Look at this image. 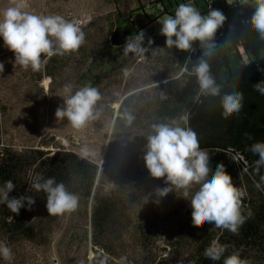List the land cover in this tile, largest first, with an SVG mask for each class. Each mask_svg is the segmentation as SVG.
<instances>
[{
  "label": "trees",
  "instance_id": "1",
  "mask_svg": "<svg viewBox=\"0 0 264 264\" xmlns=\"http://www.w3.org/2000/svg\"><path fill=\"white\" fill-rule=\"evenodd\" d=\"M181 2L188 0H150L152 8L158 6V17L174 15V9ZM192 3L201 14L206 15L213 8L222 10L227 17L213 37L215 48L212 56L206 59L216 82L224 85L222 94L233 91L230 85H235V90L244 93L242 110L224 119L220 97L200 93L196 76L190 74L204 50L198 41L194 42L192 51L183 52L167 48L166 38L160 34V29L144 35L147 44V50L143 52L145 67L149 73L156 70L159 75L150 77L155 81L149 86L134 90L128 88L117 97L119 105L113 127L115 139L102 168L97 161L71 148L56 146L53 151L35 145H25L21 149H14L10 144L0 145V188L11 179L16 187L9 193L10 198L31 196L35 199L30 210L25 200L19 214L0 204V228L4 235L13 239L48 237L49 225L57 216L48 214L46 194L31 188L32 180L43 174L45 178L55 177L58 183L63 182L67 190L76 194L85 206L91 204V240L95 246L116 254L119 249L127 248L126 232L132 231V239L144 249L142 259L128 260L132 264H223L233 252H239L242 259L253 260L254 264L264 260V229L259 225L244 224L239 234L234 235L211 224L194 227L190 201L182 197V191H171L166 196L155 194L161 200V214H152L148 209L134 219L130 211V204L134 202L140 186H167L164 178L151 177L144 164L146 137L151 132V126L171 123L173 119L186 116L188 126L197 132L201 147L210 156V167L215 170L222 162L233 177L234 184L245 193L242 211L252 208L264 212V184L260 189L255 187L260 176L255 174L253 162L258 156L249 151L254 142H264V95L253 86L264 81V34L251 24L254 8L243 9L240 0H192ZM145 7L146 4L142 3L136 10ZM118 15L115 27L105 31L102 43L105 53L111 58L109 74L124 68L121 50L128 39H135L143 28V25L141 28L128 25V17L121 13ZM62 57H52L44 69L35 73L38 92L33 96L37 99L46 97L44 88L39 84L43 76L61 72L64 65ZM185 66L187 71L177 78ZM99 79L102 80V77L92 78V83L97 84ZM159 79L169 81L167 94L164 92L166 85ZM6 109L5 104L0 105V143ZM126 113L135 117L130 124L124 118ZM136 140L138 150L130 144ZM100 171L102 181L98 183ZM260 174L264 175V167H261ZM105 177L114 184L109 190L104 186ZM156 198L148 201L149 204L155 203ZM213 239L229 245L220 260L214 261L203 255ZM158 240L165 241L161 248L157 245ZM102 250L96 249L91 264H99L101 260L106 264ZM0 264L8 262L3 258Z\"/></svg>",
  "mask_w": 264,
  "mask_h": 264
},
{
  "label": "clouds",
  "instance_id": "2",
  "mask_svg": "<svg viewBox=\"0 0 264 264\" xmlns=\"http://www.w3.org/2000/svg\"><path fill=\"white\" fill-rule=\"evenodd\" d=\"M249 3V0H243ZM254 12L251 24L255 30L264 34V0H251ZM30 5L28 0H10L0 19V37L4 46L14 54L15 64L22 69L40 72L54 56H64L77 52L85 42V32L78 21L66 20L61 15H40L26 11ZM227 17L220 9L211 8L204 15L192 3H179L174 9V15H167L160 24V34L163 35L167 48H175L183 52L193 50L194 42H199L203 53L198 57V63L190 74L197 78L200 93L204 96L220 97L222 117L228 119L239 113L243 108L244 93L235 90L223 92V83H217L211 74L208 59L213 54L215 43L213 37L217 29ZM144 33L137 35L133 42L124 46L125 53L140 52L147 49L141 46ZM152 40H149V44ZM5 65L0 62V72H4ZM187 71L185 66L177 75ZM124 76L129 75L127 68L123 69ZM254 89L264 95V81L253 85ZM47 92V89H45ZM63 104L55 111L57 120L69 122L72 129L80 131L88 123L98 118L95 105L102 96L97 87L90 83L85 84L73 93V86L67 83L63 86ZM130 124L135 117L126 113L124 117ZM188 118L173 119L171 123H157L151 126L147 135L143 160L151 177L164 178L166 187L158 189L160 196H166L171 191H182V197L190 201L191 222L194 227H203L211 224L215 228L227 229L238 235L241 226L251 216L242 214L243 197L245 193L233 182V177L226 171L225 165L219 163L215 170L210 167V156L199 142L197 132L188 126ZM81 154L88 155L87 146L81 148ZM258 158L253 162L254 172L260 176L255 187L261 188L264 184V175L260 174L264 167V142H254L250 148ZM16 185L11 179L4 182L0 188V204H5L12 213L19 214L27 200L29 210L35 199L31 196L19 198L9 196ZM31 188L36 192L46 194V209L51 216H61L73 213L79 207V197L69 192L63 182H57L55 177L45 178L38 174L31 182ZM196 189L194 192L193 189ZM191 194V198H189ZM229 245L220 244L213 239L204 250V257L211 260H220ZM0 255L5 260L12 259L11 248L0 243ZM91 259V257H90ZM99 264H104L101 260ZM223 264H251V261L242 259L239 252L228 255Z\"/></svg>",
  "mask_w": 264,
  "mask_h": 264
},
{
  "label": "rangeland",
  "instance_id": "3",
  "mask_svg": "<svg viewBox=\"0 0 264 264\" xmlns=\"http://www.w3.org/2000/svg\"><path fill=\"white\" fill-rule=\"evenodd\" d=\"M240 1L243 9H252L251 0L247 4L243 3V0ZM28 3L30 7L26 11L31 13L61 15L66 20L78 21L85 32V42L77 52L62 57L64 65L60 73L43 76L39 84L44 90L47 89L46 97L37 99L33 96L38 92V86L35 84L36 72L30 68L24 70L15 64L14 54L4 46L0 37V62L5 65L4 72H0V105L5 104L7 107L3 113V140L15 148L43 145L55 149L56 146H61L79 153L82 147L87 146L86 156L97 161L102 168L111 142L115 139L113 127L119 105L117 97L128 88L134 90L149 86L155 81L150 77L159 75L156 70L155 73L148 72L143 53H125L124 49L120 55L124 68L109 74L111 58L105 53L102 45L105 31L111 26L115 27L118 14L121 13L130 20L128 25L136 28L143 25L142 32L148 35L158 32L162 26L159 21L167 15L158 17V6L152 8L150 0H28ZM142 3H145L146 7L136 10ZM8 6L10 0H0V19ZM145 13L153 20L151 21ZM134 40L128 39L127 42ZM144 41L145 37L141 46L146 48ZM125 68L129 70L126 77L123 74ZM94 77H102V80L99 79L97 84H93ZM159 81L166 85L164 92L167 94L169 81ZM67 83L72 84L73 93L90 83L98 88L102 96L95 105L98 118L90 121L80 131L72 129L66 118L57 120L55 117L57 107L63 104V86ZM130 144L135 150L139 149L137 140L131 141ZM99 178L98 183L102 181L101 171ZM104 186L109 190L114 184L110 178L105 177ZM160 188L162 186L159 187L158 184L151 188L140 186L134 202L130 204L134 219H138L139 215H143V210L148 209L152 214H161L162 204L157 196ZM155 196V203L149 204L148 201H153ZM90 213L91 204L85 206L84 202L79 200L77 211L57 216L51 222L46 239H13L4 235L0 228V243L7 244L12 250V259L7 260L8 264H91L96 249L102 248L95 246L91 240L93 226ZM125 240L128 243L127 248L119 249L116 254L101 251L106 264H132L128 260L142 259L144 249L132 239V231L126 232ZM164 244V240L157 241L160 248ZM0 259L3 262L2 255Z\"/></svg>",
  "mask_w": 264,
  "mask_h": 264
},
{
  "label": "crops",
  "instance_id": "4",
  "mask_svg": "<svg viewBox=\"0 0 264 264\" xmlns=\"http://www.w3.org/2000/svg\"><path fill=\"white\" fill-rule=\"evenodd\" d=\"M5 144L8 145L7 143H5L4 140H2L1 143H0V145H5ZM39 147L47 149V150L50 149V148H51V150H54L50 146H43L42 145V146H39ZM14 149H21V147H17V148H14ZM249 211L251 212V216L246 219V221L244 223L245 226L246 225H257V226L259 225L262 229H264V220L262 219L263 216H264V212L260 213V212L255 211L252 208ZM249 211H244V212L242 211V214L245 215V216H248ZM247 222H248V224H247ZM244 224L241 226V229L243 228ZM250 261L252 262L253 260H250ZM255 264H264V260L263 261L262 260L257 261V263H255Z\"/></svg>",
  "mask_w": 264,
  "mask_h": 264
},
{
  "label": "built area",
  "instance_id": "5",
  "mask_svg": "<svg viewBox=\"0 0 264 264\" xmlns=\"http://www.w3.org/2000/svg\"><path fill=\"white\" fill-rule=\"evenodd\" d=\"M244 20H245V21H247V22L249 21V19H244ZM220 34L222 35V34H223V32H221Z\"/></svg>",
  "mask_w": 264,
  "mask_h": 264
}]
</instances>
